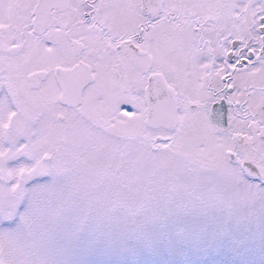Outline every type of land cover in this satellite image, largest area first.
Masks as SVG:
<instances>
[{"label": "snow or ice", "instance_id": "obj_1", "mask_svg": "<svg viewBox=\"0 0 264 264\" xmlns=\"http://www.w3.org/2000/svg\"><path fill=\"white\" fill-rule=\"evenodd\" d=\"M264 245V0H0V264H159Z\"/></svg>", "mask_w": 264, "mask_h": 264}, {"label": "rangeland", "instance_id": "obj_2", "mask_svg": "<svg viewBox=\"0 0 264 264\" xmlns=\"http://www.w3.org/2000/svg\"><path fill=\"white\" fill-rule=\"evenodd\" d=\"M159 264H177V257L165 254L156 258ZM180 264H264V245L257 239L239 251L211 239L194 241Z\"/></svg>", "mask_w": 264, "mask_h": 264}]
</instances>
